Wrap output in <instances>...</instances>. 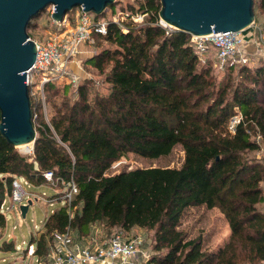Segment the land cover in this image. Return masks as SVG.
I'll return each mask as SVG.
<instances>
[{"label":"trees","instance_id":"1","mask_svg":"<svg viewBox=\"0 0 264 264\" xmlns=\"http://www.w3.org/2000/svg\"><path fill=\"white\" fill-rule=\"evenodd\" d=\"M160 6V0H137L120 11L143 14L141 21H110L105 35L94 34L97 45L107 46L88 63L104 77L105 94L85 80L70 100L64 87L48 122L40 102L31 98L36 131L31 156L0 136V200L14 175L40 185L47 183L42 174L51 171L78 187L71 204L55 209L44 231L30 235L36 257L47 253L53 232L70 229L84 238L99 223L101 239L146 230L155 252L149 264H264V211L258 208L264 166L254 158L258 137L264 146V64L229 65L217 81L211 62H199L190 34L159 24ZM253 11L254 23L257 15L263 17V32L264 0H254ZM32 27L31 20L30 37ZM43 89L48 103L60 92L53 83ZM236 111L240 120L231 130ZM176 147L183 152L179 166L108 173L129 154L157 159ZM196 207L223 216L229 226L223 243L211 247V233L192 235L182 226ZM5 225L0 212V228ZM3 243L5 251L15 248Z\"/></svg>","mask_w":264,"mask_h":264},{"label":"built area","instance_id":"2","mask_svg":"<svg viewBox=\"0 0 264 264\" xmlns=\"http://www.w3.org/2000/svg\"><path fill=\"white\" fill-rule=\"evenodd\" d=\"M53 10L54 7L50 5V15ZM126 18L139 22L142 20L143 14L129 15L127 12L119 11L106 21L92 22L88 12L78 6L65 14L61 21H54L51 18L55 27H53L48 40L43 44L33 40L36 43V58L32 67L26 72V84L29 88L30 98L34 97V93L31 91L33 76L38 77L39 90L36 94L43 108L45 107L43 87L46 83L76 82L77 78L71 72V62H76L75 58L80 48L84 45L93 46L94 34L105 35L110 21L120 25ZM159 24L162 27L170 28L161 19ZM190 43L198 56H203L210 48L214 47L216 49L215 65L224 70L229 65L248 64L250 48H258V51H261L264 45V37L261 29L253 22L238 32L190 34ZM239 120L240 115L233 123H230L231 130ZM26 145L27 154L31 156L33 146ZM42 175L47 184L57 189V195H59L57 199L62 201L63 205L69 206L78 194L75 181L56 178L51 171H46ZM19 176L14 175L12 177L11 189L6 194L9 197L10 205H6V195L0 200V212L5 216L6 222L8 212H20L19 206L28 204V199L37 200L39 198L38 194L27 190L31 182L24 176H20L21 181H19ZM55 200V197H51L46 199L45 203L51 205ZM45 220L39 227L34 224L35 236L44 231ZM12 229H16V225H13ZM85 238L79 237L76 232L70 229L61 233L55 231L51 234L52 244L47 253L39 257L34 256L35 245L31 242L27 244L25 251L28 256H34L38 264H149L148 260L151 253L147 254L139 246V241L135 239L126 238L120 233H116L102 242H99L95 237L88 238L86 236ZM87 240L92 242L87 243Z\"/></svg>","mask_w":264,"mask_h":264},{"label":"water","instance_id":"3","mask_svg":"<svg viewBox=\"0 0 264 264\" xmlns=\"http://www.w3.org/2000/svg\"><path fill=\"white\" fill-rule=\"evenodd\" d=\"M115 0H0V136L17 147L33 143L36 131L26 72L36 58L29 22L48 6L61 21L75 7L102 15ZM159 18L193 35L238 32L254 22V0H160ZM31 204V201H28ZM28 204L20 205L25 216Z\"/></svg>","mask_w":264,"mask_h":264},{"label":"rangeland","instance_id":"4","mask_svg":"<svg viewBox=\"0 0 264 264\" xmlns=\"http://www.w3.org/2000/svg\"><path fill=\"white\" fill-rule=\"evenodd\" d=\"M136 1L137 0H115L114 5L108 8L104 14L95 15L92 12H88V15L92 22L106 21L111 16L119 12L120 9L124 10L130 4H136ZM32 23L34 27L29 30L31 33L30 38L40 44L45 43L48 40L51 31H53V27H55V25L51 21L49 6L45 10L40 12L36 17H34L32 19ZM256 25L260 29L263 28V17L261 15H257ZM95 43L96 44H93V46L84 45L81 47L82 52L78 53L75 58L78 69H74L73 65L71 66V72L75 74L77 78L76 82L66 83L65 81H61L53 83V85L58 88L60 92L57 95L52 96L51 100H49V103L46 100V94L43 89L45 107H41V112L46 122L49 121V116L52 113V104H60L62 98H64L62 94V90H64V87H66V98L70 100H74L75 98H77V88L80 83L85 80H92L96 90L99 93L105 94L107 92V84L103 81L104 77L102 75H98L95 72L94 68L88 63V60L94 54L98 53L103 47L107 46V44H105L104 42L99 43V45H97L98 42L95 41ZM215 52L216 49L212 47L203 56H198V60L201 64H204L207 60H209L213 68V73L216 76V80L220 81L225 76V69L221 70L215 65ZM249 55L250 61L246 65H248L250 68H254L260 64H264V45L261 51H258V48H250ZM38 90V77L33 76V85L31 86V91L34 93V97L31 98H33L35 102L39 101V98H37L38 96L36 94ZM239 115L240 113L236 111V113L230 117L229 122L233 123V121H235V119ZM258 142L260 144V148L254 152V158H256L258 164L264 166V146L260 143L259 137ZM26 146L27 145H20L15 148L20 154L29 155L27 154ZM29 146H33V143H30ZM182 159L183 152L181 151L180 147H176L168 157L157 159H144L133 154H129L127 155V157H122L120 160L114 162L108 170V173H114L123 168L131 169L134 167L148 166H179L182 162ZM18 179L19 181H21L20 176L18 177ZM262 187L264 194V183H262ZM27 190L32 193L38 194L39 198L37 200L28 199L31 201V204L29 205L25 216H22L20 212L14 210V212L11 211L7 213L6 225L3 230L0 228V246L4 241H7L13 242V244L15 243V248L8 251L0 248V264H38L37 261H35L34 256H28L25 251L27 244L29 243L30 235L34 234L35 232L34 224H37V226L39 227L44 219H46L55 209L63 205V202L57 199L59 197V195H57V189L50 184H31L29 188H27ZM42 195H44L45 197H43ZM5 197L7 201L6 205L9 206V197L8 195H6ZM51 197H55L56 200L51 205L46 204L45 200ZM258 208L264 211V201L258 205ZM13 225H16V229L14 230L12 229ZM182 226H188V228L191 229L192 235L197 234L198 231H202L204 235H208L211 233L210 241L208 242V245L211 247L223 243L225 238L229 234V226L223 216L215 209H206L204 207H196L189 210L188 214L182 220ZM101 232L97 233L96 229L93 231V233H96L95 238L99 242L105 240L101 239ZM120 234H122L126 238L139 241V246L142 247V249H144L147 254H149V252L151 253L150 257L155 254L150 245L151 236L146 230L142 228H136L133 231H129V233ZM2 246H4V243L2 244Z\"/></svg>","mask_w":264,"mask_h":264},{"label":"crops","instance_id":"5","mask_svg":"<svg viewBox=\"0 0 264 264\" xmlns=\"http://www.w3.org/2000/svg\"><path fill=\"white\" fill-rule=\"evenodd\" d=\"M80 52H82V49L80 48V51H79V53ZM74 66V69H78V67H77V62H71V66ZM99 223H95L94 225H92L91 227H90V232H89V234L87 235V237L88 238H92V237H96V236H94L96 233H93V231L96 229L97 230V233H100L101 232V226H100V224L98 225ZM100 226V227H99ZM85 238V237H84ZM85 239H87V238H85ZM92 240V239H91ZM88 241V240H87ZM84 243H86L85 241H83ZM92 241H88L87 243H91Z\"/></svg>","mask_w":264,"mask_h":264},{"label":"bare ground","instance_id":"6","mask_svg":"<svg viewBox=\"0 0 264 264\" xmlns=\"http://www.w3.org/2000/svg\"><path fill=\"white\" fill-rule=\"evenodd\" d=\"M22 146H25V145H22Z\"/></svg>","mask_w":264,"mask_h":264}]
</instances>
